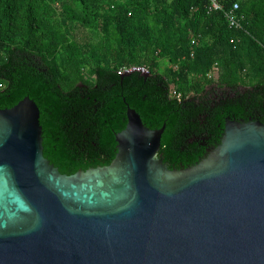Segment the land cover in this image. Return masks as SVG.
I'll return each instance as SVG.
<instances>
[{
    "label": "trees",
    "instance_id": "obj_1",
    "mask_svg": "<svg viewBox=\"0 0 264 264\" xmlns=\"http://www.w3.org/2000/svg\"><path fill=\"white\" fill-rule=\"evenodd\" d=\"M218 2L0 0V109L38 105L44 156L62 174L112 163L127 106L150 129L166 124L170 169L193 166L227 119L264 124V0ZM133 66L148 75L120 74Z\"/></svg>",
    "mask_w": 264,
    "mask_h": 264
},
{
    "label": "water",
    "instance_id": "obj_2",
    "mask_svg": "<svg viewBox=\"0 0 264 264\" xmlns=\"http://www.w3.org/2000/svg\"><path fill=\"white\" fill-rule=\"evenodd\" d=\"M127 106L108 166L62 174L29 97L0 109V264H264V124L227 119L188 168Z\"/></svg>",
    "mask_w": 264,
    "mask_h": 264
},
{
    "label": "built area",
    "instance_id": "obj_3",
    "mask_svg": "<svg viewBox=\"0 0 264 264\" xmlns=\"http://www.w3.org/2000/svg\"><path fill=\"white\" fill-rule=\"evenodd\" d=\"M239 9V4H234L233 8L226 14L228 24L231 28H239L241 27L240 20L237 16V10ZM213 10L215 11H220L222 10V6L219 4L218 0H211V7H210V12ZM141 73L143 75H148V70L145 67H137L133 66L130 68H125L123 69L120 74H132V73ZM213 76H218L219 77V67L218 65H215L212 73L210 74V78H213ZM173 96L180 97L175 90L172 92Z\"/></svg>",
    "mask_w": 264,
    "mask_h": 264
},
{
    "label": "rangeland",
    "instance_id": "obj_4",
    "mask_svg": "<svg viewBox=\"0 0 264 264\" xmlns=\"http://www.w3.org/2000/svg\"><path fill=\"white\" fill-rule=\"evenodd\" d=\"M211 73H212V72H211ZM219 74H220V69H219ZM218 78H219L218 76H215V77L213 76V78H212V79H213L214 81H217V80H218Z\"/></svg>",
    "mask_w": 264,
    "mask_h": 264
},
{
    "label": "flooded vegetation",
    "instance_id": "obj_5",
    "mask_svg": "<svg viewBox=\"0 0 264 264\" xmlns=\"http://www.w3.org/2000/svg\"><path fill=\"white\" fill-rule=\"evenodd\" d=\"M213 149V147H211L210 149H208V150H212Z\"/></svg>",
    "mask_w": 264,
    "mask_h": 264
}]
</instances>
